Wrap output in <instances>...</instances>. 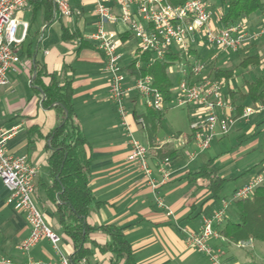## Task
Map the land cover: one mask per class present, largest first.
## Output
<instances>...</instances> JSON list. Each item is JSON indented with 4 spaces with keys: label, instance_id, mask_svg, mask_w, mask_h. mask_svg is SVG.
<instances>
[{
    "label": "crops",
    "instance_id": "obj_1",
    "mask_svg": "<svg viewBox=\"0 0 264 264\" xmlns=\"http://www.w3.org/2000/svg\"><path fill=\"white\" fill-rule=\"evenodd\" d=\"M71 6L75 12L72 18L57 15L52 21L46 20L42 8L44 22L40 31L34 30L30 36L32 25L28 23L24 53L25 44L29 43L27 45L32 46L40 67L49 74L60 75L65 67L69 68L67 76L73 80L75 91L74 108L91 147L90 188L98 201L103 203L100 209L91 212L87 222L94 227L114 225L124 228L138 264H212L207 255L188 247L182 229L199 232L204 217L222 209L225 202L228 204L225 209V221L218 228L223 227L226 221L238 222L239 213L233 204L235 202H232L233 192L257 176L264 177V103L244 100L237 93L246 92V82L264 79V38L248 41L240 52L243 54L239 56L238 64L234 63L233 69H223L233 70L234 76L229 81L219 80L223 83V94L227 93V98L234 107L233 111H220L223 117L235 118L238 114L237 107L240 106L255 111L248 118L234 119L229 133L231 136L228 135L229 142L217 138L212 142V147L200 152L193 134L187 137L164 135L158 129L163 127L164 118L155 129L153 118H145L148 115L147 108L144 106L143 111L138 110L141 99L133 96L126 101L127 110L128 108L130 110H128L130 130L147 147L151 179L158 183L154 188L151 180L145 178L141 168L128 160L130 151L128 130L122 125L116 106L110 98L109 74L104 71V55L97 50L94 43L85 39L86 35L95 32L97 28L94 0H71ZM29 9L33 10V6H27L19 17ZM114 11L118 12V8L115 7ZM220 16L221 13L213 15L212 12V25L216 28L222 27ZM243 21L250 35L264 27V14L253 13ZM46 22L48 25L45 26ZM61 25H64L70 34H78V37L70 41L63 40ZM107 27L116 31L119 37L127 33L126 26L120 22ZM38 32H41L42 38L36 46L34 36ZM127 34L129 38L126 41L121 40L119 45L124 67L135 58L137 47L136 41L129 33ZM29 36L33 39H29ZM81 39L91 46L79 49ZM193 49L195 50L192 54L196 58L202 57L200 53L202 49L206 50L203 44H197ZM252 56L258 57L257 65L247 68L239 66L244 58ZM32 61V57H28L26 61L22 60L17 70L11 72L10 83L2 89L11 97L0 98V126L7 130L15 128L7 142V149L12 154L25 155L28 162L38 168L36 178L38 186L51 183L48 169L50 151L46 147L48 143L46 136L58 124L59 116L56 109L44 108L41 95L35 94L32 90L31 82L34 77L31 71ZM214 63L217 67L218 56ZM238 71L243 76V84L240 81L235 83L233 81ZM24 74L30 85L25 97L17 92ZM43 81L48 84L49 78L43 77ZM231 92L234 93L233 97L230 95ZM192 107L196 109H192L194 112L190 118L203 116L198 114L200 111L197 107ZM187 111H190V107ZM139 119H146V124L144 122V125H140ZM121 125L125 130L120 128ZM32 127L36 129L31 136L29 131ZM228 144L233 145L232 151H227ZM214 156H216L214 167L220 176L234 182L235 186L229 195L224 193L225 189L219 201L210 200L203 203L208 196H203L204 192L196 191V187L188 183L186 176L199 171L202 165ZM166 158L169 159V163L165 165L168 179L162 181L160 167ZM7 196V190L0 183V257L11 258L15 262H25L28 259L45 263L56 262L57 258L46 240L33 248L27 256L19 251L18 245L29 235V228L24 213L7 204ZM36 199L48 222L63 235L59 219L54 214V208L47 195L42 190L38 191ZM193 203L196 210L192 207ZM108 242L109 235L103 230L99 229L91 234L90 242L86 244V247L92 250V254L86 258L88 264H110L112 254L103 253L93 245L95 243L104 246ZM209 243L219 255L222 264L258 262L254 257L256 253L253 245L250 248L254 250L248 254L245 248H240L238 244L230 243L221 236L211 239ZM62 248L66 254L70 255L73 252L71 241L64 235Z\"/></svg>",
    "mask_w": 264,
    "mask_h": 264
},
{
    "label": "built area",
    "instance_id": "obj_2",
    "mask_svg": "<svg viewBox=\"0 0 264 264\" xmlns=\"http://www.w3.org/2000/svg\"><path fill=\"white\" fill-rule=\"evenodd\" d=\"M36 0H0V91L10 83V74L22 63L24 42L28 35L29 24L23 23L19 17L28 4ZM54 15L72 18L75 14L71 0H51ZM94 13L97 18L96 31L85 36L94 43L97 50L104 55V71L109 74V94L118 111L121 123L128 130L130 151L128 160L136 163L145 178L151 180L156 188L158 183L151 179L148 164L147 147L143 145L130 130L126 100L138 97L148 109L165 113L168 107H197L205 121L194 126L193 139L200 152L210 148L217 138L227 136L234 124V118L223 117L220 111H233L234 107L225 98L222 83L211 74L205 81L198 83L195 76L203 72L204 64L191 62V72L182 78L177 86L178 95L166 102L162 94L153 86L150 76L136 78L123 71L122 55L119 52L121 39L119 34L108 29V25L122 23L126 32L136 41V52L150 53L151 62L164 60L168 53L191 57L189 53L197 44H207L219 51L237 52L244 49L248 41L264 38V27L252 34L247 33L242 20L235 25L216 28L212 25V4L208 0H186L184 3L172 4L169 0H94ZM118 8V12L114 8ZM22 33L19 36V29ZM190 59V58H189ZM139 65V63H138ZM177 91V90H174ZM255 111L251 108L243 110L242 118H248ZM138 123L144 125V120ZM15 128L7 130L0 126V183L8 192L6 202L16 211L24 213L29 235L18 245L22 255L27 256L39 243L46 240L51 245L57 258L56 262H42L28 259L15 262L11 258L0 257V264H72L69 254L62 248L63 235L48 222L45 213L36 199V178L38 168L28 162L25 155L12 154L7 149V142ZM161 164L162 181L168 179L165 165ZM264 184V177L257 176L249 183L237 188L232 195V202L247 199ZM224 207L204 217L199 232L182 229L189 248L208 256L212 264H222L219 255L212 249L210 240L218 238L216 225H220L225 216ZM253 243L240 242L238 246L245 248ZM78 264H88L86 259Z\"/></svg>",
    "mask_w": 264,
    "mask_h": 264
},
{
    "label": "trees",
    "instance_id": "obj_3",
    "mask_svg": "<svg viewBox=\"0 0 264 264\" xmlns=\"http://www.w3.org/2000/svg\"><path fill=\"white\" fill-rule=\"evenodd\" d=\"M185 1L169 0L172 4ZM226 3L227 10L221 14L219 20L222 28L235 25L253 13L264 14V0H227ZM32 6L34 12L43 8L47 21L53 19L54 5L51 0H36ZM77 37L78 34H70L68 29L61 25L63 40L70 41ZM120 38L122 41H126L129 35L122 34ZM90 46L81 39L79 49ZM192 52L191 49L189 53ZM34 53L32 46H28L26 55L33 59L31 71L35 75L31 82L32 90L35 94L41 95L44 108L56 109L59 116L58 124L46 136L48 141L46 147L50 151L48 169L51 183L36 185V193L42 190L47 195L54 208V214L59 219L64 237L71 241L73 252L69 258L72 264H78L92 254V250L87 248L86 244L90 242L91 234L99 229L109 235V242L104 246L95 243L93 245L103 253L112 254L110 264H138L132 245L126 238L124 228L114 225L94 227L87 222L91 212L100 209L103 203L98 201L97 196L90 188L91 147L85 138L82 124L74 108L73 80L67 76L68 67H65L60 75L44 72ZM183 58L186 56L168 53L164 60L151 62L150 53L140 54L137 51L133 61L124 67L123 71L136 78L150 76L153 86L162 94L163 99L166 102H171L173 84L169 77V68L180 63ZM258 62L257 56L247 57L241 61L239 66L247 68L257 65ZM211 73L217 80L229 81L234 76L233 70H223L215 66ZM43 77L49 78L48 84H45ZM245 87V93L237 92L242 99H250L253 103H264V79L259 78L251 83L246 82ZM230 95L233 97L234 93L231 92ZM237 109L238 114L235 119L242 116L244 107L240 106ZM147 110L148 115L145 118L152 117L156 129L163 114L148 108ZM144 122L146 124V119ZM35 129L36 127H32L29 131L31 136ZM31 136L29 135V138ZM214 162L215 158H210L199 171L186 176L188 183L195 186L196 191L204 192L203 196H208L203 203L219 200L225 184L228 182L220 176L219 171L214 167ZM195 203L192 204L194 210H196ZM235 206L239 213L238 222L226 221L220 229L219 226L216 227L219 236L234 244L250 241L264 243V184L258 187L251 197L236 201ZM249 251L252 250H248V254L251 253ZM254 264H264V262Z\"/></svg>",
    "mask_w": 264,
    "mask_h": 264
},
{
    "label": "rangeland",
    "instance_id": "obj_4",
    "mask_svg": "<svg viewBox=\"0 0 264 264\" xmlns=\"http://www.w3.org/2000/svg\"><path fill=\"white\" fill-rule=\"evenodd\" d=\"M208 1L212 4L211 11L213 12V15L214 14L220 15V13L222 14L223 12H225L227 10V3H226L227 0H208ZM33 2L34 1L30 2L28 4V6H32L31 4H33ZM43 18H44V16H43V9L42 8L38 11H35V12H34V10L29 9L28 11H26L24 13V15L22 14V16L20 17V19L22 20L23 23H30L32 25L31 29H30L31 30L30 36L32 35V31H34V30L40 31L42 23L44 22ZM55 19L56 18L53 17L52 20H55ZM46 25H48V22L45 23V26ZM22 29L23 28L20 27L19 33H18L19 36L22 33ZM30 36H29V39H33V37H30ZM41 38H42L41 32H38V34L36 36H34V39H35L34 41H35L36 46L38 45L37 42ZM27 44L29 45V43H27ZM27 44H25V53L23 54L24 56L22 59L23 61H26L28 59V57L26 55V51L28 48ZM203 45H204L206 50H203V49L201 50L200 53H201L202 57L196 58L191 53V57L186 56V58H183L180 63L175 64L169 68V77H170V80H171L173 86L175 87L173 89V95H175V96L178 95L177 86L181 82L182 78H186L188 75L194 76L191 72V67H192L191 62L198 61V62H201L204 64L205 69L203 70V72H201L195 76L197 78L195 80H197V82L200 83V82L205 81L204 78L206 77V75H208V74L212 75L211 70L215 66L214 62H215L217 56H218L217 68H221V69H226V68L231 69L232 68L233 69V65L238 64L239 56L243 54V53L242 54L240 53V52H242L243 49H241L237 52H233V51H227L226 52V51H219L218 49H216L212 46H208L207 44H203ZM193 48H194V46H193ZM194 50L195 49H193V51ZM223 53H226V54H223ZM233 53H234V55L231 56L230 54H233ZM193 57H195V58H193ZM187 58H190V59H187ZM240 69H242V68H239V70ZM25 78L26 77L24 74L23 81H22V83L19 84V86L17 88V90H18L17 92L19 93V95H22L23 97H25L27 92H29V90H30L29 81ZM28 79H30V76H28ZM233 81H234V83L236 81H240V83L243 84L244 79H243L242 74H240V71L237 72V76L235 78H233ZM174 90H177V91H174ZM224 96H225V98H227V96H228L227 93ZM10 97H11V95H7V93H4L3 90L0 91V98L4 99V98H10ZM129 99L130 98H128L127 100H129ZM227 99H229V98H227ZM167 109H169V110H167L165 113H163V118L165 119L164 122H162L163 127L161 129L158 128L159 131H161V133L164 135H168V136L170 135L171 136L172 134L173 135L175 134L177 136L182 135L183 137L191 136L194 133L193 124H195V126H197L198 124H202L205 121V118L203 116L190 118L191 117L190 115L192 114V112H194V111H192V109H196V108H193L192 106L190 107L189 112L187 111V108H182V107L180 108V107H176V106L175 107L170 106ZM128 110H129V108H128ZM138 110L139 111L144 110V104L142 101L139 102ZM232 118H234V117H232ZM120 128L122 130H125V128L122 125L120 126ZM127 134H128V131H127ZM229 136H231V135H229ZM229 136L228 137H226V136L222 137L223 138L222 140L224 142H225V140H226V142H229V139H228V138H230ZM220 141H221V139H220ZM128 146L130 148L129 143H128ZM213 147L215 148L216 145H213ZM227 147H228L227 151H232L233 145L230 146V144H228ZM224 151H226V150H224ZM215 157L216 156H214V158ZM234 186H235L234 182L228 181L225 184L226 188L224 187L223 192L226 189V192H224V193L228 194V195L231 194V192H232L231 189ZM223 192H222V194H223ZM220 199H221V196H220ZM219 200H217V201H219ZM233 204L235 205V203H233ZM224 221H225V219L222 221V223ZM218 226H220V225H216V227H218ZM252 243H253L252 245H253V248H255V253H256V255L254 254L255 260H257L258 262H264V243H262V242H252ZM250 249H252V247L251 248H250V246L245 247V252H247Z\"/></svg>",
    "mask_w": 264,
    "mask_h": 264
},
{
    "label": "water",
    "instance_id": "obj_5",
    "mask_svg": "<svg viewBox=\"0 0 264 264\" xmlns=\"http://www.w3.org/2000/svg\"><path fill=\"white\" fill-rule=\"evenodd\" d=\"M54 18H55V15H54ZM34 77H35V75H34ZM43 99H44V97H43Z\"/></svg>",
    "mask_w": 264,
    "mask_h": 264
}]
</instances>
